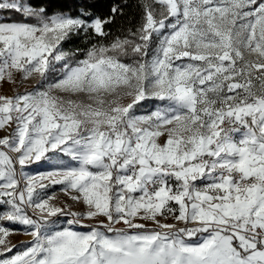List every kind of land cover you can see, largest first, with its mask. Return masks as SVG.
Returning <instances> with one entry per match:
<instances>
[{
  "label": "snow or ice",
  "instance_id": "obj_1",
  "mask_svg": "<svg viewBox=\"0 0 264 264\" xmlns=\"http://www.w3.org/2000/svg\"><path fill=\"white\" fill-rule=\"evenodd\" d=\"M137 7L0 0V264H264V0Z\"/></svg>",
  "mask_w": 264,
  "mask_h": 264
},
{
  "label": "trees",
  "instance_id": "obj_2",
  "mask_svg": "<svg viewBox=\"0 0 264 264\" xmlns=\"http://www.w3.org/2000/svg\"><path fill=\"white\" fill-rule=\"evenodd\" d=\"M30 2H38V0H30ZM39 2H46L50 4L52 10H59L60 8H70L75 11V6L78 0H39ZM96 4L95 12L101 16L110 14V9L113 5H120L123 7L124 16H117L116 21L112 26V31L115 33L121 26H127L129 20H138L139 9L137 7L139 0H92ZM15 19H19L14 15ZM70 48H84L85 42L83 39L75 40L67 45Z\"/></svg>",
  "mask_w": 264,
  "mask_h": 264
},
{
  "label": "rangeland",
  "instance_id": "obj_3",
  "mask_svg": "<svg viewBox=\"0 0 264 264\" xmlns=\"http://www.w3.org/2000/svg\"><path fill=\"white\" fill-rule=\"evenodd\" d=\"M38 84H39V78L38 77L36 79H30V80L26 81L24 86L20 87V88H17V86L12 84L11 82L0 81V95H13L17 91L23 92L26 89L30 90L33 87L37 86ZM3 135H4V133L0 132V136H3ZM48 170H49V167L46 165L38 167L37 165L34 164L31 166V172L32 173L44 172V171H48ZM61 187H62L61 185H56V186L52 187L51 189H49V191L51 193H55V195L57 197L55 202L57 204H60L63 201L69 199V197L67 195H65L63 192L60 191ZM74 210L80 211V210H82V207L76 206L74 208ZM168 222H172V221L169 220ZM6 226L13 227V228H21V229L23 227V226H19V225H10V224H7V222H6ZM9 239L12 241L13 244H16L19 246L23 242L30 241L31 237L28 235L22 234V232H21V233L11 235L9 237ZM14 251H15V249H14Z\"/></svg>",
  "mask_w": 264,
  "mask_h": 264
}]
</instances>
